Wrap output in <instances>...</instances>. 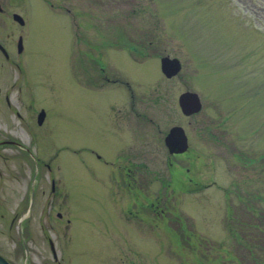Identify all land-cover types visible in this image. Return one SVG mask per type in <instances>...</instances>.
<instances>
[{
    "label": "rangeland",
    "instance_id": "obj_1",
    "mask_svg": "<svg viewBox=\"0 0 264 264\" xmlns=\"http://www.w3.org/2000/svg\"><path fill=\"white\" fill-rule=\"evenodd\" d=\"M5 2L9 14L26 11L29 23L21 31L7 18V43L20 34L25 41L26 51L15 56L21 70L0 57V141L8 135L19 142L0 147V202L19 197L26 186L30 191V178L10 177L1 157L13 169V155L23 149L18 156L35 165L27 220L42 212L71 221L46 229L58 261L264 264V0ZM103 48L131 81L132 100L123 90L98 92L110 87L100 86L95 68ZM164 55L180 59L176 78L163 76ZM19 89L32 93L35 126L25 109L18 106L19 118L4 104L11 90L17 103ZM185 90L201 99L199 114L181 113L178 96ZM112 99L130 114L131 124L120 133L129 131L135 140V181L122 189L91 153L109 158L117 145L101 131L104 105ZM40 109L46 113L42 126L36 122ZM141 113L151 126L137 125L144 123ZM23 118L31 123L30 135ZM173 125L188 135L184 156L165 150L163 137ZM121 166L124 161L115 165ZM17 242L0 235L1 254L15 256ZM27 246L17 264H58L41 232Z\"/></svg>",
    "mask_w": 264,
    "mask_h": 264
},
{
    "label": "flooded vegetation",
    "instance_id": "obj_2",
    "mask_svg": "<svg viewBox=\"0 0 264 264\" xmlns=\"http://www.w3.org/2000/svg\"><path fill=\"white\" fill-rule=\"evenodd\" d=\"M15 13L21 14L20 12H16V11L11 12L9 14L7 12L5 0H0V57L1 59L3 60L5 59L11 65H14L18 69L21 70V66L19 64L20 61H18L15 58V56L18 58L21 55H23V53L26 51L25 41H22V45L19 46V39L22 38V40H24L23 35L20 34L18 36L16 43L14 42L15 41L14 38H12L13 42L11 44L7 43V41H9L7 38L10 36L9 34H7V29H6L7 18H12L13 20V16ZM23 13L21 15L24 18V22L22 24H17L14 22L16 25L20 27L21 31H24V28L27 27L29 23L28 18L25 17L26 11H23ZM83 42L86 43V41H83ZM2 48H4L7 54H5ZM104 50L105 48L100 50L97 54V58L95 59V63H96L95 68L97 70V76L99 80L101 81L100 86L104 87L105 85H107L110 87H118V89L117 88L112 89L108 87L107 89L108 92L103 91V90L102 92L101 91H98V92L108 94L109 96H112V95L116 96L118 94L117 93L118 90H123L124 93L127 95L126 97V95L123 93V95L125 96V99L130 100L131 98H134V95H133L134 89H133L131 81L127 77L120 76V73H119L120 71H118L117 69L118 66L113 65L112 63L113 60H108L107 50L106 51ZM123 50L124 49L117 51L114 48H111L109 52L113 51L114 53H116V52H122ZM83 54L84 53L81 52V57L83 56ZM126 56L128 60L129 59L133 60L134 56L132 55L131 49L128 50V54ZM164 56H168V55H164ZM162 57L163 56L159 57V60ZM104 61H106V64H104ZM86 62L87 61H82V63L85 65V67L83 68L84 71L85 70L87 71ZM178 75L174 76L173 78H176ZM12 89H15V88L12 87ZM0 93L2 94V92ZM12 93L13 92L11 90L3 94V101L6 107L8 108V113L13 112L12 114L21 118L18 112V106H19L20 111L21 110L23 111L25 109L26 115L32 117L33 114H31V111L28 108V104L32 100V98H29L28 96L32 95V93L29 91L23 92L22 90L19 89L17 91V94L19 96L17 98V101H18L17 103L11 101L10 95ZM118 98L119 97H117L116 99ZM114 104H115V100L112 99L106 102L104 105V109H103L104 114L101 120L102 121L101 131L103 134L109 135L110 138H112V140L114 139L117 145L111 148L110 150L111 157L104 158L99 152H96L95 156L98 159V161L100 162L102 161V163L105 165L106 170H104V172L107 173V175H109L111 179H113L114 182H112V185L114 184L116 188L122 189L123 185L129 186L130 183H134L136 169H138V167H136L135 165V156H136L135 154L136 151L134 149L135 140L132 134L129 133V131H127L126 133H120V128L124 126V123L131 124V119L128 120V117L130 116L129 111L128 109L127 110L118 109L116 108ZM133 108L134 106L131 107V110H130L131 113H132ZM14 109H17V111H15ZM141 115L143 119L141 121H143L144 123L138 122L137 125L141 126L142 129L146 128L147 126H151L150 125L151 118H149L146 115V113L145 115L144 113H141L140 116ZM21 120L24 121L25 119L23 118ZM21 120L19 119V122H22ZM31 120H32V126L33 125L35 126V119H33L32 117ZM146 123H148V125ZM23 124L24 126L27 127V129L25 128L24 129L29 134L28 127L31 125V123L28 122V120L26 119L25 122H23ZM4 125H5V129H7L8 131V129L10 128L9 124L4 123ZM174 126H177V125L171 126L168 129V131L165 133L163 137V144H164V147L166 148L165 150L168 152V155L170 157L184 156L188 151L182 154L171 153L166 146L165 138L170 132V129ZM30 140H31V136H30ZM12 145L19 146V142L9 137L8 135L6 136V138L0 141V147L6 148ZM21 150L23 149H20L18 151H21ZM18 151H16V154L13 155V158L17 159V163H16L17 165H15L13 169L7 166L9 158L7 156L1 155V157L4 159V164H5L4 168L9 172L10 177H16L18 179H24V180L27 177L30 178L29 179L30 180L29 193H28L29 188L28 186H26L24 193L20 194L19 197H14V198L5 197L3 201L0 202V235L7 237L10 241H14L16 239L19 240V242H17L15 245V250L13 251L15 256L8 257V255H3L10 262V264H17V260L20 258L22 254L21 249L24 248L25 252L26 251L28 252L29 248L27 246V242L34 243L36 233L41 232L42 234H44V237L47 239L49 247L52 248L54 246L52 245L53 241L51 240V237L48 236L46 229L53 230V228H57V227L59 228L62 225L70 226V222H71L70 219H66L64 221V215L60 213L56 214V219L51 214L42 213V212L38 214L32 220L26 219L24 212L30 206L31 193L35 191V165L33 161L21 156V154L18 156L19 154ZM120 161H124V166H121L119 168L115 167V165L119 163ZM11 170L17 173L18 175L16 176L12 174ZM24 170L27 171L28 173L27 176L24 175V172H25ZM2 176H3V173L0 170V177ZM55 191L56 190L53 189L52 193H54ZM52 201L54 202L55 198H53ZM54 261L58 264H64L62 263V261H58L57 256H56V259H54Z\"/></svg>",
    "mask_w": 264,
    "mask_h": 264
},
{
    "label": "water",
    "instance_id": "obj_3",
    "mask_svg": "<svg viewBox=\"0 0 264 264\" xmlns=\"http://www.w3.org/2000/svg\"><path fill=\"white\" fill-rule=\"evenodd\" d=\"M16 19H19L18 16H15ZM163 71L168 75L175 74L178 70L177 61L163 59L162 60ZM180 105L183 112L186 115L196 113L200 110L201 104L197 95L192 93H185L180 97ZM44 118V113L40 115L39 121L42 122ZM166 143L170 149V152L182 153L187 150V140L186 136L181 128H174L171 131V134L166 138ZM0 264H9L4 258L0 256Z\"/></svg>",
    "mask_w": 264,
    "mask_h": 264
}]
</instances>
